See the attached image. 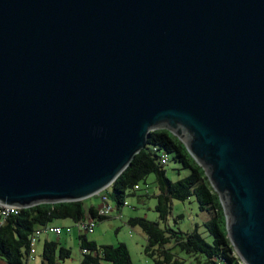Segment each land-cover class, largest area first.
<instances>
[{"label": "water", "instance_id": "95a60500", "mask_svg": "<svg viewBox=\"0 0 264 264\" xmlns=\"http://www.w3.org/2000/svg\"><path fill=\"white\" fill-rule=\"evenodd\" d=\"M162 128L264 264V0H0V204L98 194Z\"/></svg>", "mask_w": 264, "mask_h": 264}, {"label": "trees", "instance_id": "16d2710c", "mask_svg": "<svg viewBox=\"0 0 264 264\" xmlns=\"http://www.w3.org/2000/svg\"><path fill=\"white\" fill-rule=\"evenodd\" d=\"M156 147V150H153ZM172 154L189 174L175 181L170 180L160 161V153ZM153 173L159 192L156 195L155 210L161 219H166L173 199L184 200L194 196L199 209L207 211L210 217L203 226L211 236L207 241L199 232V225L189 229L161 227L158 222L143 216L128 218L131 226L138 225L146 235L144 253L154 264H241L227 236L226 219L219 196L206 176L203 168L193 159L185 145L167 129L150 131L146 145L135 154L130 164L110 185L108 197L115 208L122 211L124 201L135 191V186ZM85 199L56 203H39L20 208L0 225V264H28L30 260V236L39 226L52 224L58 219H72L73 222L94 218L95 222L109 216L98 215L96 208L84 205ZM181 217L182 215H178ZM81 264H133L129 249L124 242L117 245H98L88 239L86 233L78 234ZM85 248L87 252H82ZM71 256V249L58 239H45L40 264H62L60 261Z\"/></svg>", "mask_w": 264, "mask_h": 264}, {"label": "rangeland", "instance_id": "374dc122", "mask_svg": "<svg viewBox=\"0 0 264 264\" xmlns=\"http://www.w3.org/2000/svg\"><path fill=\"white\" fill-rule=\"evenodd\" d=\"M168 162L164 165L166 176L175 181L181 177L189 174L190 170L182 166L180 162L173 158L172 154H167ZM105 193L111 191L110 186L103 190ZM159 189L156 183L155 175L153 173L148 174L144 181L138 184V188L130 194L127 199V205L122 207V211L119 212L115 206L111 197L107 200L109 205L113 207V211L108 218L98 220L95 222L94 232H86L88 239H93L98 245L112 244L117 245L119 242H124L131 256L133 264H154L153 260L144 253V246L146 245V235L138 225L131 226L128 223V218L132 216H143L150 221L158 222L163 227L169 225L172 228H181L182 230L189 229L195 223L199 225L198 230L207 240H211V236L203 226V222L206 221L210 215L207 211L199 209L198 203L194 196H190L187 199L179 200L173 199L171 203V210L166 219H161L158 212L155 210L157 203L156 195ZM86 202H92L96 205L103 204L102 196L100 194L91 195L85 198ZM178 215H182L179 217ZM87 219H85L86 221ZM54 222L62 224V233L60 239H58L62 245L71 249V256L60 262L62 264H81L80 263V249L78 243L77 227L74 225L72 219H58ZM68 225L70 231H67ZM51 238V235L42 233L38 240L34 243V254L31 255L29 264H40L42 247L45 239ZM102 264H108V262L102 260Z\"/></svg>", "mask_w": 264, "mask_h": 264}, {"label": "built area", "instance_id": "2783aa9c", "mask_svg": "<svg viewBox=\"0 0 264 264\" xmlns=\"http://www.w3.org/2000/svg\"><path fill=\"white\" fill-rule=\"evenodd\" d=\"M156 147H153V150H156ZM160 161L164 165L168 162L167 154L166 153H160ZM135 188H138V185L135 186ZM102 196L103 204L100 205L98 208V215L100 216H110L111 211H113V207H111L108 203V193H105L103 190L99 192ZM127 205V200L124 201V206ZM115 206V205H114ZM20 208L16 206H10V205H2L0 204V225L7 219L8 216L11 214H16ZM121 212V211H119ZM74 225L77 227L78 233H92L94 231V226H95V220L94 218H87V220L83 221H77L74 223ZM71 228H67V231H70ZM62 232V227L61 226H56L52 224H47L44 226H39L37 227L34 232L30 236V248H29V253L30 257L31 255L34 254V248L33 245L34 243L38 240L39 236L42 233H47V234H55L59 235ZM82 252H87L85 248L82 249ZM33 258V257H32Z\"/></svg>", "mask_w": 264, "mask_h": 264}, {"label": "crops", "instance_id": "0c3cea01", "mask_svg": "<svg viewBox=\"0 0 264 264\" xmlns=\"http://www.w3.org/2000/svg\"><path fill=\"white\" fill-rule=\"evenodd\" d=\"M84 205H85V207L86 208H88L89 206H93V207H97L98 205H96L95 203H92V202H86V200H85V202H84ZM52 225H56V226H61V227H63L62 226V224H60V223H56V222H52ZM194 225H197V223H195ZM68 227H71V226H69L68 225ZM72 229V228H71ZM94 232V231H93ZM62 233V232H61ZM60 233V234H61ZM60 234L59 235H55V234H49V235H51V238H52V236L53 237H57L58 239H60ZM77 234H79L78 233V231H77ZM78 236V235H77ZM91 240H93V239H91ZM34 258V257H33ZM28 264H29V262H28Z\"/></svg>", "mask_w": 264, "mask_h": 264}]
</instances>
